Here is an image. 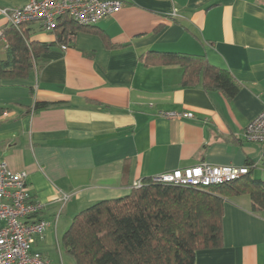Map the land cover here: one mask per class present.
<instances>
[{"label": "crops", "instance_id": "0c3cea01", "mask_svg": "<svg viewBox=\"0 0 264 264\" xmlns=\"http://www.w3.org/2000/svg\"><path fill=\"white\" fill-rule=\"evenodd\" d=\"M25 2L0 0V31L8 25L3 10ZM26 29L31 41L54 45L27 79L0 80L7 109L0 162L26 171L44 205L40 216L51 226L34 249L46 258L54 260L45 249L50 238L80 211L128 195L138 180L201 163L260 162L261 145L247 142L244 131L264 109V0H124L122 10L72 38L59 41L61 30L39 22ZM7 47L1 37L3 59ZM149 51L205 55L240 91L229 100L185 88L183 67L147 65ZM37 102L55 105L34 112ZM63 195L67 202L57 200ZM222 224L223 245L199 251L196 264H264V210L254 212L249 195L225 201Z\"/></svg>", "mask_w": 264, "mask_h": 264}, {"label": "trees", "instance_id": "16d2710c", "mask_svg": "<svg viewBox=\"0 0 264 264\" xmlns=\"http://www.w3.org/2000/svg\"><path fill=\"white\" fill-rule=\"evenodd\" d=\"M28 24L20 30L9 24L2 29L8 47L6 58L0 56V80L27 79L41 55L53 47L54 43L31 41ZM93 28L64 17L56 30H61V41ZM144 58L147 65L182 66L185 88L200 86L229 100L240 91L233 75L205 55L149 51ZM54 105L37 102L34 112ZM6 111L0 107V118ZM240 195L250 196L254 212L264 210V180L252 177V172L208 189L145 178L128 195L80 211L63 234L62 245L75 264H196L199 251L223 245L225 201Z\"/></svg>", "mask_w": 264, "mask_h": 264}, {"label": "built area", "instance_id": "2783aa9c", "mask_svg": "<svg viewBox=\"0 0 264 264\" xmlns=\"http://www.w3.org/2000/svg\"><path fill=\"white\" fill-rule=\"evenodd\" d=\"M22 7L4 9L9 25L21 29L23 24L39 22L48 32H55L60 19L68 17L79 26H95L124 6V0H25ZM3 37V32L0 31ZM68 46H63L67 49ZM168 118H192V112H169ZM244 138L262 147L259 163L243 166L199 165L177 169L153 177V181L208 189L227 184L249 175L260 168L264 171V109L245 127ZM142 186V180L133 188ZM70 196L58 197L67 202ZM44 205L35 200L28 185L26 171H13L0 162V264H55L34 249L38 238H43L51 222L40 214Z\"/></svg>", "mask_w": 264, "mask_h": 264}, {"label": "rangeland", "instance_id": "374dc122", "mask_svg": "<svg viewBox=\"0 0 264 264\" xmlns=\"http://www.w3.org/2000/svg\"><path fill=\"white\" fill-rule=\"evenodd\" d=\"M254 178L264 180V171L261 169H256L254 171ZM62 236L63 232L60 231L57 240L53 237L50 238V241L48 240L49 242L47 244L50 246H46L45 249H47L49 254L52 256L55 264H70L69 261H71L72 264H75L74 260L66 253L62 245Z\"/></svg>", "mask_w": 264, "mask_h": 264}]
</instances>
